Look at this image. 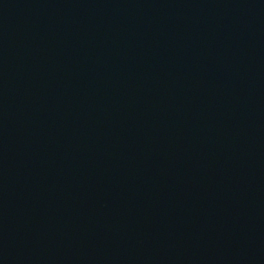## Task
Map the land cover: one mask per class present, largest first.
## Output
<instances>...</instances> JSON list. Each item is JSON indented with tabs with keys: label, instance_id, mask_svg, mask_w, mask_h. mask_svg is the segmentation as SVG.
Masks as SVG:
<instances>
[{
	"label": "water",
	"instance_id": "obj_1",
	"mask_svg": "<svg viewBox=\"0 0 264 264\" xmlns=\"http://www.w3.org/2000/svg\"><path fill=\"white\" fill-rule=\"evenodd\" d=\"M0 264H264V0H0Z\"/></svg>",
	"mask_w": 264,
	"mask_h": 264
}]
</instances>
